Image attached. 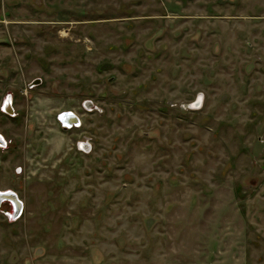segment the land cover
Segmentation results:
<instances>
[{
	"label": "rangeland",
	"instance_id": "1",
	"mask_svg": "<svg viewBox=\"0 0 264 264\" xmlns=\"http://www.w3.org/2000/svg\"><path fill=\"white\" fill-rule=\"evenodd\" d=\"M0 136V264H264V0H0Z\"/></svg>",
	"mask_w": 264,
	"mask_h": 264
},
{
	"label": "water",
	"instance_id": "2",
	"mask_svg": "<svg viewBox=\"0 0 264 264\" xmlns=\"http://www.w3.org/2000/svg\"><path fill=\"white\" fill-rule=\"evenodd\" d=\"M9 102H10V98L7 99L6 108L11 112L10 109L11 107L9 106ZM60 119L62 120V122H64L67 125L78 124L79 122L78 117L74 115V113L72 112H63L60 115ZM0 144H5V141L1 136H0ZM5 200L12 201L13 212L15 215H18L22 212L23 203L15 192L11 190H5V191L0 190V206L2 205V202Z\"/></svg>",
	"mask_w": 264,
	"mask_h": 264
},
{
	"label": "flooded vegetation",
	"instance_id": "3",
	"mask_svg": "<svg viewBox=\"0 0 264 264\" xmlns=\"http://www.w3.org/2000/svg\"><path fill=\"white\" fill-rule=\"evenodd\" d=\"M13 214H14V212H13ZM15 215V214H14Z\"/></svg>",
	"mask_w": 264,
	"mask_h": 264
},
{
	"label": "built area",
	"instance_id": "4",
	"mask_svg": "<svg viewBox=\"0 0 264 264\" xmlns=\"http://www.w3.org/2000/svg\"><path fill=\"white\" fill-rule=\"evenodd\" d=\"M79 123V122H78ZM73 125V124H72Z\"/></svg>",
	"mask_w": 264,
	"mask_h": 264
}]
</instances>
